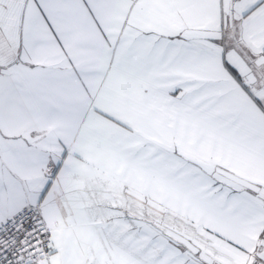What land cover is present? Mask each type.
<instances>
[{
    "label": "snow or ice",
    "instance_id": "6c2138e0",
    "mask_svg": "<svg viewBox=\"0 0 264 264\" xmlns=\"http://www.w3.org/2000/svg\"><path fill=\"white\" fill-rule=\"evenodd\" d=\"M0 264H264V0H0Z\"/></svg>",
    "mask_w": 264,
    "mask_h": 264
}]
</instances>
